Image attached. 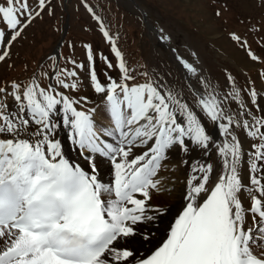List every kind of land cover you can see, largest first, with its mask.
Masks as SVG:
<instances>
[{
	"label": "snow or ice",
	"instance_id": "6c2138e0",
	"mask_svg": "<svg viewBox=\"0 0 264 264\" xmlns=\"http://www.w3.org/2000/svg\"><path fill=\"white\" fill-rule=\"evenodd\" d=\"M85 7L110 56L85 45L86 64L69 56L61 65L57 54L0 86V264H264V96L231 75V91H218L179 56L185 84L138 71L104 18ZM46 10L52 14L51 0H0V62ZM250 29L264 33V24ZM156 31L161 43L170 40ZM228 35L264 63L244 36ZM258 43L264 47V36ZM81 71L96 104L79 95ZM61 133L87 168L67 157ZM174 153L190 169L185 205L167 238L148 249L153 234L138 226L167 211L149 202L168 190L161 173L175 167ZM193 153L201 159L189 163ZM100 161L112 167L107 183ZM137 236L144 254L131 246Z\"/></svg>",
	"mask_w": 264,
	"mask_h": 264
},
{
	"label": "rangeland",
	"instance_id": "374dc122",
	"mask_svg": "<svg viewBox=\"0 0 264 264\" xmlns=\"http://www.w3.org/2000/svg\"><path fill=\"white\" fill-rule=\"evenodd\" d=\"M65 1L51 0L52 14L46 10L13 44L11 58L0 62V86L46 68L55 56L53 52L66 20L69 25L59 54L61 65L63 58L69 56L86 64L85 45L89 44L97 53L111 55L108 43L85 7V0H69L67 5ZM86 3L118 37V46L130 67L138 71L146 68L149 74L178 84L181 76L187 83L176 50L180 51L181 46L193 50L204 48L225 57L244 82L254 83L258 95L264 96L260 94L264 90L261 76L264 63L252 61L228 35L235 31L244 36L255 55L264 60V47L258 43L264 33L250 29V25L264 24V0H86ZM217 10L220 16L216 15ZM160 28L170 36L172 44L157 39L156 30ZM96 69L103 79L105 68L99 60ZM80 78L85 87L79 95L98 103V98L86 87V72L81 71Z\"/></svg>",
	"mask_w": 264,
	"mask_h": 264
},
{
	"label": "bare ground",
	"instance_id": "6f19581e",
	"mask_svg": "<svg viewBox=\"0 0 264 264\" xmlns=\"http://www.w3.org/2000/svg\"><path fill=\"white\" fill-rule=\"evenodd\" d=\"M155 31L156 29H152ZM156 32V31H155ZM168 35V34H167ZM169 36V35H168ZM171 39V38H170ZM172 44L170 40H168ZM192 50V51H191ZM176 56L182 57L189 62L193 63L197 67V71L201 77L206 79L211 85H213L218 91L221 89L224 92H230L231 87L229 82L226 79V76L231 75L235 78L237 85H247L244 82L243 77L236 69H233L231 65L226 61L225 57L217 55L210 50L204 48H194L190 49L188 47L184 48L181 46L180 51L176 50ZM170 74V73H168ZM174 74H177V71H174ZM179 74V73H178ZM171 75V74H170ZM169 76V75H168ZM177 76V75H176ZM180 76V74H179ZM170 77V76H169ZM174 77V75H173ZM168 78V77H167ZM180 84H185L184 80L180 76ZM171 80V79H170ZM183 80V81H182ZM260 94H264V90H260ZM223 94V92H221ZM261 107H264V100H260ZM212 135L219 141L221 139L220 134L217 129H211ZM63 149L68 158L81 164L83 167L87 168L86 161L72 148L70 142L68 141L65 134L61 133ZM241 139H244L241 135ZM244 148L247 150L248 141L245 140ZM183 156V153L176 155L173 154L171 158V164L175 165L171 172L161 175H166L164 181L167 191L161 193H154L152 200L149 202L151 205L160 206L161 208H166L167 211L162 214V216L155 220L152 223L145 222L142 225H139L138 228L140 231H151L153 234V240L151 245L147 246L148 249H153L155 246H158L163 242L164 237L167 233L170 232V226L174 223L178 214L182 211V208L185 205L183 199V186L184 182L190 174V169L188 166L180 163V159ZM200 153H193L189 159V163L194 160H200ZM98 169V177L101 182L107 183L112 180L113 172L111 165L106 161H100ZM245 179H247V173H243ZM132 247L137 248L141 254H144L146 249L143 245V242L139 240V236L136 237V240L132 242Z\"/></svg>",
	"mask_w": 264,
	"mask_h": 264
},
{
	"label": "water",
	"instance_id": "95a60500",
	"mask_svg": "<svg viewBox=\"0 0 264 264\" xmlns=\"http://www.w3.org/2000/svg\"><path fill=\"white\" fill-rule=\"evenodd\" d=\"M67 26H68V24L66 23L65 24V28H64V30H63V32H62V35H61V37H60V40H59V42H58V44H57V47L60 45V43H61V39L63 38V36H64V34H65V32H66V28H67Z\"/></svg>",
	"mask_w": 264,
	"mask_h": 264
}]
</instances>
